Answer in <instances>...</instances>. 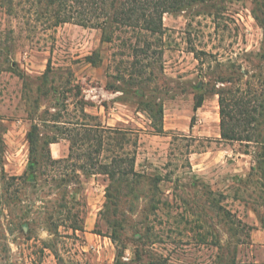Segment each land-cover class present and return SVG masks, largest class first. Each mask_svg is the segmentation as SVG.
<instances>
[{
	"label": "rangeland",
	"instance_id": "obj_1",
	"mask_svg": "<svg viewBox=\"0 0 264 264\" xmlns=\"http://www.w3.org/2000/svg\"><path fill=\"white\" fill-rule=\"evenodd\" d=\"M51 8L0 0V264H220L229 252L264 264L260 148L222 138L214 93L259 61L264 0H199L166 13L165 34L137 58L135 33L108 42L98 27L56 25ZM83 105L99 117L90 122L123 131L138 176L86 174L77 154L28 170L33 126L42 141L61 137L52 155L67 157L71 142L54 117L81 121Z\"/></svg>",
	"mask_w": 264,
	"mask_h": 264
},
{
	"label": "trees",
	"instance_id": "obj_2",
	"mask_svg": "<svg viewBox=\"0 0 264 264\" xmlns=\"http://www.w3.org/2000/svg\"><path fill=\"white\" fill-rule=\"evenodd\" d=\"M51 6L53 16L56 17V25L65 22H76L81 25L98 27L103 30L105 41L115 40L116 31L132 32L136 34L139 44L130 43L137 58L141 53L146 55L153 47L149 37L161 40L165 34L166 26L164 16L166 13L185 11L188 6L199 0H46ZM260 10V9H259ZM255 17L264 28V18L258 13ZM144 42V46H141ZM146 47V48H145ZM259 61L249 59L250 65L239 75L229 79V86L215 89L219 95L221 135L224 140L238 141L247 146L257 145L260 150L257 154V168L264 175V45L261 51L256 53ZM95 65L99 60L93 59ZM228 80H223L227 82ZM109 88L119 91V87L113 85ZM205 97L201 96L195 105L198 110L204 103ZM64 110L67 115L69 108ZM83 120L62 121L63 113L55 115V121L62 123L59 127L64 138L70 140V153L64 158H54L51 144L59 142L61 137L54 136L41 140L39 125L35 124L28 133L30 142V165L28 170L36 173L42 164L55 165L73 158L77 154L79 158L86 157L87 161L80 165V169L86 174L93 175L104 173L109 175L112 181L128 182L132 177L138 176L135 169L136 156L124 155V142L126 135L118 127H106L101 121L92 123L99 117L86 111V106L81 108ZM163 109L160 110L162 117ZM72 120V119H71ZM66 124H73L66 127ZM163 132V129L159 128ZM116 144L117 154L111 162H104L100 158L107 146ZM42 153V159L39 154ZM249 153V151H246ZM132 176V177H131ZM26 178V173L17 177ZM77 180L76 177L67 179ZM139 179L138 181H140ZM30 181V180H29ZM79 179L77 180V182ZM137 181V182H138ZM111 185L107 191L109 198H115ZM74 230L85 231L80 225H73ZM95 233H99L95 231ZM101 234V233H99ZM231 248H229L230 250ZM120 254V253H119ZM247 264L237 260L235 252H229V259L220 261V264Z\"/></svg>",
	"mask_w": 264,
	"mask_h": 264
},
{
	"label": "crops",
	"instance_id": "obj_3",
	"mask_svg": "<svg viewBox=\"0 0 264 264\" xmlns=\"http://www.w3.org/2000/svg\"><path fill=\"white\" fill-rule=\"evenodd\" d=\"M56 143H58V142H56ZM53 144H55V143H53ZM61 156H64V151H61L59 157H61ZM86 233H88V232L86 231Z\"/></svg>",
	"mask_w": 264,
	"mask_h": 264
}]
</instances>
